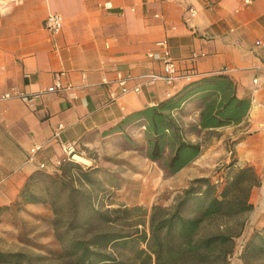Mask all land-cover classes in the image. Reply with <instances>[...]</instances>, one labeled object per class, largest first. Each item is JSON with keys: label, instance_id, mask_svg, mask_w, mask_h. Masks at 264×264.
I'll return each mask as SVG.
<instances>
[{"label": "crops", "instance_id": "obj_1", "mask_svg": "<svg viewBox=\"0 0 264 264\" xmlns=\"http://www.w3.org/2000/svg\"><path fill=\"white\" fill-rule=\"evenodd\" d=\"M49 14L62 17L57 35L43 27ZM159 41L167 42L180 73L191 74L189 80L149 82L147 75L162 71L148 56L161 53ZM218 73L232 80L236 96L249 99L250 107L242 122L210 130L264 137V0H0V230L15 204L40 206L21 203L20 193L39 163L47 164V173L56 170L58 140L77 141L86 153L112 146L129 132L145 136L144 122L124 118ZM56 77L71 89L47 92ZM120 79L128 92L122 93ZM6 93L12 96L3 98ZM16 93L38 95L35 106ZM202 105L194 99L173 112L179 124H193L198 137L206 134L198 127ZM59 124L63 129L56 140ZM33 145L43 149L28 162ZM197 160L174 177L183 181ZM254 188L250 212L255 214L252 228L259 230L264 195L256 197Z\"/></svg>", "mask_w": 264, "mask_h": 264}, {"label": "rangeland", "instance_id": "obj_2", "mask_svg": "<svg viewBox=\"0 0 264 264\" xmlns=\"http://www.w3.org/2000/svg\"><path fill=\"white\" fill-rule=\"evenodd\" d=\"M182 128V138L186 141H202L205 144L197 162L185 172L188 174L180 182L167 167L171 156L169 147H165L162 157L157 160L149 158L150 147L146 136L129 132L125 137L107 148L82 152L78 155L91 161V165L72 161L83 171L94 170L93 184H86L76 180L74 174L77 168H72L64 175L66 187H75L89 196L94 210L105 212L110 220L106 221L91 217V233H125L133 237L146 232L148 236L149 219L152 208L161 206L172 208L182 191L195 178H210L219 185L225 183L235 170L240 167L251 166L258 179L256 197L264 195V137L255 133L240 134L237 129L220 131L210 134L196 135V127L188 123L179 124ZM249 136V137H248ZM197 137L200 140H197ZM244 143L242 141L245 138ZM249 158V162L243 159ZM196 160V159H195ZM56 169V170H55ZM60 168H54L60 173ZM53 171V173H56ZM73 173V174H72ZM195 173V174H194ZM196 177L189 179V176ZM74 176V177H73ZM47 181L42 179L34 187V193L42 197L40 190ZM67 190V189H65ZM69 192L63 191L58 205L53 208L49 203H40L39 207L21 208L14 205L15 212L8 218L0 230V250L19 254L17 262L13 264H75V257L69 255L72 236L86 239L90 234L76 226L82 222L85 214L84 202L80 201V193H73L75 203V221L69 224L73 217V208L68 199ZM44 197V196H43ZM22 203V202H21ZM89 208V206H87ZM255 214L247 212L236 219L225 220L228 231L233 235L231 251L238 246L251 241L254 235L264 237V228H252ZM257 219V216H256ZM10 220V221H9ZM252 228V229H251ZM91 234V235H92ZM253 241V240H252ZM254 244L260 246L258 239ZM239 246V247H240ZM144 246L135 243L125 247L108 245L103 252L115 255L121 261L138 263L142 260L137 254L138 248ZM228 255H231L228 254ZM234 264H264V250L247 248L232 260ZM231 263L226 259V264ZM12 264V263H10Z\"/></svg>", "mask_w": 264, "mask_h": 264}, {"label": "trees", "instance_id": "obj_3", "mask_svg": "<svg viewBox=\"0 0 264 264\" xmlns=\"http://www.w3.org/2000/svg\"><path fill=\"white\" fill-rule=\"evenodd\" d=\"M235 89L232 80L223 73L205 76L187 83L178 93L157 105L126 116L124 121L139 119L144 122L150 147L149 158L160 159L164 148L169 147L171 156L167 167L176 172L197 159L205 144L202 141L184 140L182 128L173 112L181 110L187 102L199 99L203 104L199 114V130L210 134L214 132L210 129L238 124L245 119L250 101L238 98ZM74 167L77 168L74 173L76 180L94 183V170L83 171L72 161H67L59 167L60 173L37 170L24 185L20 198L24 204L49 203L55 208L62 192L67 191L73 208L69 224H73L74 212L78 211L75 210L73 193L81 194L85 214L76 227L90 236L86 239L71 237L68 253L75 257V264H134L121 261L103 250L108 245L125 247L135 243L144 246L136 251L143 257L136 264H226L228 254L233 252V235L224 224L225 220L236 219L253 209V204L249 202L250 193L259 185L258 177L249 165L235 170L221 185L213 183L210 178H195L178 196L172 208H152L148 236L146 232L138 237L125 233L92 234L91 217L106 221L110 219L105 212L94 210L89 196L83 191L66 187L63 177ZM42 179L47 182L40 190L44 195L39 197L34 193V187ZM254 239H258L261 245L254 244ZM252 240L241 245L240 255L247 248L264 250V237L254 235ZM20 257L19 254L0 250V264H13Z\"/></svg>", "mask_w": 264, "mask_h": 264}, {"label": "built area", "instance_id": "obj_4", "mask_svg": "<svg viewBox=\"0 0 264 264\" xmlns=\"http://www.w3.org/2000/svg\"><path fill=\"white\" fill-rule=\"evenodd\" d=\"M248 2V1H246ZM105 7H110V3H105ZM190 15L194 16L195 11L190 10ZM63 25V20L61 15L59 14H49L43 21V27L47 31H49L52 35H57L60 33ZM259 43V42H258ZM157 45L162 49L161 53L159 54H153L150 53L148 56L149 58L158 61L161 64L162 71L160 73H152L147 75L149 82L153 81H163L164 83L168 85H172L178 81L182 80H189L191 77V74H181L179 69H178V64L176 61L171 57L170 52L168 50V45L166 41H159ZM59 78L56 77L54 80V84L50 86L47 89V92H56V91H66L71 89V85L67 86H62L60 81L58 80ZM256 82V81H254ZM119 84L122 87V93L128 92V89L124 86L125 81L123 79L119 80ZM135 93L139 92L140 89L139 87H135L133 89ZM12 95L10 93H6L3 95V98H10ZM15 97L21 99L23 102H25L29 106H35V100L38 98V95H23L16 93L14 95ZM113 96V95H111ZM63 129V125L59 124L55 133L53 139L58 140L61 136V131ZM59 147H60V152H61V157L57 158L55 161H53V166L54 168H59L62 163L67 162V161H74V156L78 155V142L77 141H62L58 140ZM43 149L42 145H33L29 150H28V155H27V161L32 162L35 159V156L39 151ZM38 168L40 170L46 169L47 164L46 163H39ZM240 246V245H239ZM236 248L234 252H232L231 255H228V261L231 263L229 264H234L232 260L240 255V249L241 246Z\"/></svg>", "mask_w": 264, "mask_h": 264}, {"label": "bare ground", "instance_id": "obj_5", "mask_svg": "<svg viewBox=\"0 0 264 264\" xmlns=\"http://www.w3.org/2000/svg\"><path fill=\"white\" fill-rule=\"evenodd\" d=\"M74 159L82 164H85V165H91V162L89 159L83 157V156H80V155H75L74 156Z\"/></svg>", "mask_w": 264, "mask_h": 264}]
</instances>
